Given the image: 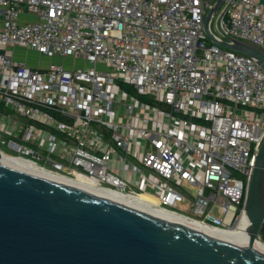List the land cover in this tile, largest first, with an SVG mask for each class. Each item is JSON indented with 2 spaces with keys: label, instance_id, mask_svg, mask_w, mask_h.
Returning a JSON list of instances; mask_svg holds the SVG:
<instances>
[{
  "label": "built area",
  "instance_id": "obj_1",
  "mask_svg": "<svg viewBox=\"0 0 264 264\" xmlns=\"http://www.w3.org/2000/svg\"><path fill=\"white\" fill-rule=\"evenodd\" d=\"M212 4L0 0V154L151 209L240 228L264 143V70L209 40ZM225 5L224 33L264 52V4ZM16 48L89 67H31L8 52ZM256 241L264 243V222Z\"/></svg>",
  "mask_w": 264,
  "mask_h": 264
},
{
  "label": "water",
  "instance_id": "obj_2",
  "mask_svg": "<svg viewBox=\"0 0 264 264\" xmlns=\"http://www.w3.org/2000/svg\"><path fill=\"white\" fill-rule=\"evenodd\" d=\"M228 0L204 18L209 40L256 61L264 52L221 29ZM220 35L213 32V21ZM248 246L213 237L119 200L0 163V264H264V143L248 188Z\"/></svg>",
  "mask_w": 264,
  "mask_h": 264
},
{
  "label": "bare ground",
  "instance_id": "obj_3",
  "mask_svg": "<svg viewBox=\"0 0 264 264\" xmlns=\"http://www.w3.org/2000/svg\"><path fill=\"white\" fill-rule=\"evenodd\" d=\"M0 163L3 165L9 166L11 168L17 169V170L26 171V172L33 173V174H40L42 176L53 178V179H56L58 181L76 186L78 188H83L84 190L92 191L94 193H97L101 196L107 197V198L112 199V200L122 201V202L127 203L131 206H134L138 209H141V210H144L146 212L165 217L167 219H170L172 221H175L177 223H180L182 225H185L187 227L195 229L196 231L202 232L204 234H207V235H210L213 237H217L219 239H223V240L233 242V243H237V244L244 245V246H248V244H249L250 222H249L248 217H247V221L244 222L240 228H237V229H221L218 227H213L210 225H206L204 223H200L198 221L189 220L183 216H180V215H177L175 213H171V212H168L165 210L151 209V208L144 206L142 204L133 203L131 201L124 199L122 196H120L118 194L111 193V192H108L105 190H101L99 188L87 185L83 182L58 177L56 175H53L51 173H48V172L42 170L41 168L35 166L34 164H32L26 160H23V159L8 157V156L0 154ZM254 248L257 251L264 253V243L263 242L255 241Z\"/></svg>",
  "mask_w": 264,
  "mask_h": 264
},
{
  "label": "rangeland",
  "instance_id": "obj_4",
  "mask_svg": "<svg viewBox=\"0 0 264 264\" xmlns=\"http://www.w3.org/2000/svg\"><path fill=\"white\" fill-rule=\"evenodd\" d=\"M217 18L213 21L212 28L215 33L219 34L217 27H216ZM8 52L14 55L16 59L26 62L31 67H47L51 63H58L64 64L66 68H73L81 67V68H88L89 64L84 61V59L80 57H68V58H61V57H50L47 55H40L36 51L24 49V48H16V49H9ZM5 151L9 152L7 148H4ZM191 192H196L195 189L191 188ZM214 215H217V212H214Z\"/></svg>",
  "mask_w": 264,
  "mask_h": 264
},
{
  "label": "crops",
  "instance_id": "obj_5",
  "mask_svg": "<svg viewBox=\"0 0 264 264\" xmlns=\"http://www.w3.org/2000/svg\"><path fill=\"white\" fill-rule=\"evenodd\" d=\"M212 1L214 3L215 0H212ZM259 1H260V3L264 4V0H259Z\"/></svg>",
  "mask_w": 264,
  "mask_h": 264
}]
</instances>
